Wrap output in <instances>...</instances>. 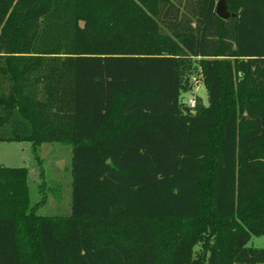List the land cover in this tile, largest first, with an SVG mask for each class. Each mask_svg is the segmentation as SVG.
Instances as JSON below:
<instances>
[{"label":"trees","instance_id":"1","mask_svg":"<svg viewBox=\"0 0 264 264\" xmlns=\"http://www.w3.org/2000/svg\"><path fill=\"white\" fill-rule=\"evenodd\" d=\"M217 2L0 0V141L72 145L69 215L0 165V264H264V0Z\"/></svg>","mask_w":264,"mask_h":264},{"label":"rangeland","instance_id":"2","mask_svg":"<svg viewBox=\"0 0 264 264\" xmlns=\"http://www.w3.org/2000/svg\"><path fill=\"white\" fill-rule=\"evenodd\" d=\"M196 97H199L205 106L208 105L207 89L202 82L200 67L184 77L181 101L185 107L193 109ZM10 145L11 148L7 153L11 157L5 155L4 149H0V164L8 167L25 166L31 170L28 183L31 206L34 207L35 212L42 215H69L71 212L72 145L64 142L43 143L36 151L31 142ZM162 223L165 224L162 225L163 228L178 224L177 221ZM182 224L183 221L171 227H179ZM164 231L166 234V230ZM248 245L264 247V235L253 236Z\"/></svg>","mask_w":264,"mask_h":264},{"label":"water","instance_id":"3","mask_svg":"<svg viewBox=\"0 0 264 264\" xmlns=\"http://www.w3.org/2000/svg\"><path fill=\"white\" fill-rule=\"evenodd\" d=\"M216 14L222 18V19H228L230 16H235V14H232L228 9L227 0H218L215 8ZM205 105L203 104V101L196 97L195 107L196 111H200Z\"/></svg>","mask_w":264,"mask_h":264},{"label":"crops","instance_id":"4","mask_svg":"<svg viewBox=\"0 0 264 264\" xmlns=\"http://www.w3.org/2000/svg\"><path fill=\"white\" fill-rule=\"evenodd\" d=\"M13 143L18 144V143H21V142L0 141V149H4L5 152H6L5 155L8 156V157H11V155L8 154L7 151H8L9 148H11V147H9V146H11L10 144H13ZM6 146H7V147H6ZM21 149H22V147H21ZM11 161H13V160H11ZM15 163H16V161H15ZM0 165H2V164H0ZM11 165H15V164H11ZM10 167H11V166H10ZM30 174H31V170H30Z\"/></svg>","mask_w":264,"mask_h":264},{"label":"built area","instance_id":"5","mask_svg":"<svg viewBox=\"0 0 264 264\" xmlns=\"http://www.w3.org/2000/svg\"><path fill=\"white\" fill-rule=\"evenodd\" d=\"M195 106V105H194Z\"/></svg>","mask_w":264,"mask_h":264}]
</instances>
